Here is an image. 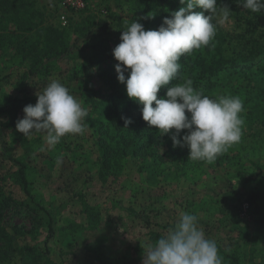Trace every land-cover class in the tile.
Here are the masks:
<instances>
[{
	"label": "rangeland",
	"instance_id": "374dc122",
	"mask_svg": "<svg viewBox=\"0 0 264 264\" xmlns=\"http://www.w3.org/2000/svg\"><path fill=\"white\" fill-rule=\"evenodd\" d=\"M33 1L45 25L66 30L70 56L54 57L50 68H42L44 71L36 76L29 73V63L23 62L14 48L0 50V197H21L16 169L4 152L7 149L9 155L28 165L35 202L50 213L54 233L47 243L44 220L36 238L17 242L18 247L35 246L37 253L33 255L38 258L15 253L2 264H41L43 254L56 264H142L143 248L165 236L181 212L198 217V226L206 238L216 242L222 258L224 250L240 254L242 264H264V226L256 223L257 218L244 202L247 194L260 189L256 178L262 182L259 191L264 192V168H255L264 167V42L256 47L232 35L241 28L234 22L233 7L222 6L231 11L228 20L220 23L217 16L215 21L216 31L227 34L222 55L226 70L211 82L204 80L199 91L210 98L232 95L243 101L240 115L245 123L238 143L212 163L192 161L188 160L187 147H173L172 130L161 134L158 155L123 157L122 168L100 179L103 160L98 139L107 138L95 130V120L104 118L90 113L91 102L107 98L111 91L104 80L87 73L86 68L100 51L103 57L108 56L106 65L116 61L113 49L127 25L137 20L145 30H156L164 18H170V13L183 5L180 0H87L83 9L75 10L67 0ZM99 21L110 22V29L97 28ZM261 33L264 36V30ZM192 67L188 69L193 78L202 79L197 65ZM52 80L64 85L87 115L82 121L86 127L83 134H68L49 148L41 134L26 139L17 132L14 121L8 122L10 127L5 126L10 113L2 108V102L8 97L22 101L27 97L35 105L36 93ZM23 109L17 120L23 118ZM186 133L183 130L179 138ZM84 201L100 214V221L93 227L88 224ZM2 223L26 230L33 224L26 209L14 207L5 211ZM95 248L109 260L98 261L96 253L89 251ZM223 264H228L224 258Z\"/></svg>",
	"mask_w": 264,
	"mask_h": 264
},
{
	"label": "clouds",
	"instance_id": "9594fccd",
	"mask_svg": "<svg viewBox=\"0 0 264 264\" xmlns=\"http://www.w3.org/2000/svg\"><path fill=\"white\" fill-rule=\"evenodd\" d=\"M238 2L252 13L264 11V0ZM180 3L183 7L164 18L156 30H145L137 20L122 30L120 43L113 49L114 59L119 62L115 71L118 82L126 85L127 97L142 105V119L150 128L163 135L174 130L170 137L173 147H187L188 160L212 163L240 141L245 123L240 115L243 101L232 95L210 98L194 89L193 81L187 78L183 83L168 85L178 75L180 58L214 39V17H221L219 22L223 23L231 11L218 8L217 0ZM125 72L129 73L127 79ZM162 88L167 89L166 94L158 98ZM36 96L35 105L25 106L23 118L16 122L17 132L26 139L41 134L44 144L52 148L62 137L86 131L82 121L87 113L58 80H52ZM131 123L125 119V127ZM183 130L187 133L179 138ZM142 264H223V258L216 242L206 238L198 226V217L181 212L165 236L143 248Z\"/></svg>",
	"mask_w": 264,
	"mask_h": 264
},
{
	"label": "trees",
	"instance_id": "16d2710c",
	"mask_svg": "<svg viewBox=\"0 0 264 264\" xmlns=\"http://www.w3.org/2000/svg\"><path fill=\"white\" fill-rule=\"evenodd\" d=\"M34 4L33 0H0V50L10 46L14 48L21 54L22 61L29 63V73L37 76L44 71L42 68H50L54 57L64 54L69 55L70 45L68 44L70 41L67 39L68 34L65 29H60L50 24L45 25L42 12L38 11ZM223 5H227L229 8L233 7L234 22L241 28L239 32L234 31L232 35L246 39L256 47L260 45V42H264V36L261 33L264 30V11L252 13L250 10H244L238 0H217L218 8ZM195 11H200V9ZM207 14L205 13V15ZM216 17L212 21L213 24H215ZM96 27L102 31H107L110 29L111 23L99 21ZM248 34L251 37H245ZM226 38L227 34L222 31H216V35L209 45L202 47L204 51L198 49L183 55L178 61L181 64L178 75L170 82L168 87L172 86V84L183 83L185 78L194 80V82L198 81L200 78H193V72H189L188 69H193L192 66L194 65H197L199 71L201 70L200 77L202 79L197 83H193L194 89L198 91L203 87L204 80L211 82L213 77H217L222 71L226 70L225 61L222 58L224 46L227 43ZM102 54L103 52L100 51L93 56L92 64L86 68V72L99 76L105 81L111 91L107 98L91 102L92 110L90 111L92 115L97 114L104 118L102 121L99 119L95 120L97 124L95 130L100 131L104 134L103 137L107 138L103 141L98 139L101 160H103L102 168L98 175L100 179H107L114 169L122 168L121 160L123 161V157L130 155V157L137 158L158 155L157 152L163 140L161 134L163 133L155 128H150L147 122L142 119V105L131 101L127 97L126 85L118 82L115 71V65L119 62L115 61L111 65H106L108 64V56L104 55L103 57ZM48 74H50V71H48ZM128 74V72H125L126 79ZM166 90V88H162L158 93V98L164 97ZM31 101L32 99L27 97L24 101L18 97L5 98V101L2 102V108H6L8 113H10V120L5 122V126L10 127L11 125L8 122L11 120L16 124V116L19 110L31 104ZM87 101L90 102V100ZM125 119L132 121L127 127H125ZM4 152L16 169V183L20 188L21 197L14 199L4 194L0 197V264L7 262L15 253H20L21 256L35 254L37 251L35 246L25 245L18 247L17 242L22 238L25 241H28V238L31 237L36 238V231L44 224V220H47L45 222L48 229L47 243L51 240L54 233L50 213L35 202L28 165L9 155L7 149H4ZM255 168L259 170L264 167L256 166ZM113 175L115 176V174ZM255 181L259 184V188L262 189V182H259L257 178ZM259 190L247 194L244 197V202L252 215L257 218L256 223L264 226V192ZM13 207L24 208L30 213L33 223L30 229L26 230L24 227L8 228L2 223L5 211ZM84 208L89 226L93 227L98 224L100 214L97 209L87 204H85ZM95 249V251H89L96 253L98 261L109 260L104 254L97 252L100 251L99 248ZM221 252L228 264H242L240 254L226 253L224 250ZM42 256L45 257V260L41 264H56L49 259L48 255L43 254ZM34 258L37 259L38 256ZM99 264H102V262H99Z\"/></svg>",
	"mask_w": 264,
	"mask_h": 264
},
{
	"label": "built area",
	"instance_id": "2783aa9c",
	"mask_svg": "<svg viewBox=\"0 0 264 264\" xmlns=\"http://www.w3.org/2000/svg\"><path fill=\"white\" fill-rule=\"evenodd\" d=\"M67 4L72 9L81 10L85 6V1L84 0H67ZM62 20H63V23L65 25L67 23L66 19L63 17Z\"/></svg>",
	"mask_w": 264,
	"mask_h": 264
}]
</instances>
